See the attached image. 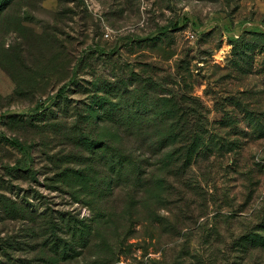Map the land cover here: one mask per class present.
Masks as SVG:
<instances>
[{"label": "rangeland", "instance_id": "obj_1", "mask_svg": "<svg viewBox=\"0 0 264 264\" xmlns=\"http://www.w3.org/2000/svg\"><path fill=\"white\" fill-rule=\"evenodd\" d=\"M122 79L130 89L141 79L206 137L189 174L172 175L152 205L122 201L109 167L72 138L85 128L115 148L116 123L96 100H114ZM92 113L105 119L88 123ZM83 168L92 190L73 175ZM28 207L83 219L90 245L51 262L45 238L26 235ZM6 234L21 240L8 251L20 264H264V0H0Z\"/></svg>", "mask_w": 264, "mask_h": 264}, {"label": "trees", "instance_id": "obj_2", "mask_svg": "<svg viewBox=\"0 0 264 264\" xmlns=\"http://www.w3.org/2000/svg\"><path fill=\"white\" fill-rule=\"evenodd\" d=\"M175 25H179L178 21ZM136 81V86L130 89L126 80L122 79L117 86L109 90L111 92L116 89L114 100H96L108 105L103 116L113 119L116 123L115 148L109 139L96 140L86 133L85 128L76 127L72 132L73 140L78 142L83 150L94 154L91 158L93 161L96 160V154V158L105 167H109L115 177L113 180H116V195L121 196V200L129 206L133 204L135 207L163 201L166 195L165 185L170 181V177L189 174L194 158L206 151V137L202 134V125L176 120L180 115L171 102L161 105L151 97L150 92H143L141 79ZM58 95L61 97L63 94ZM89 118L88 123H91L93 118L105 119L95 113ZM171 118L174 121H171ZM134 140L140 143L142 155L136 156L127 148V144H133ZM14 143L20 145L19 141ZM86 162L83 161L84 166L89 167L92 161L88 162V166L85 165ZM18 168L25 170L21 164L14 167L16 170ZM73 175L87 185L91 177L89 168L75 170ZM87 189L92 190V186L88 185ZM14 209L4 212L8 217L17 218L18 211ZM27 213L32 217L33 225L28 228L26 235L45 238L41 248L51 262L58 263L60 259L74 257L70 254L75 249L73 242L80 244L79 246L90 245L92 227L83 219L62 214L59 220H55L52 218V212L48 211L44 212L43 217H37V213L29 207ZM60 232L69 234V238L62 237ZM16 238L8 234L0 236V256L5 255L6 258V261L0 259V264H20L8 253L9 249L17 247L16 243H21V240ZM250 238L253 242L261 243L254 235ZM25 264L32 262L26 260Z\"/></svg>", "mask_w": 264, "mask_h": 264}, {"label": "built area", "instance_id": "obj_3", "mask_svg": "<svg viewBox=\"0 0 264 264\" xmlns=\"http://www.w3.org/2000/svg\"><path fill=\"white\" fill-rule=\"evenodd\" d=\"M191 35H193V34H191Z\"/></svg>", "mask_w": 264, "mask_h": 264}]
</instances>
